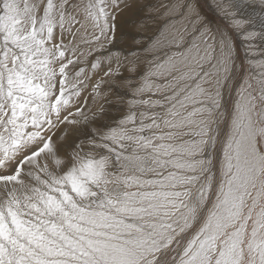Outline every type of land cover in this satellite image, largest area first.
Returning <instances> with one entry per match:
<instances>
[{"label": "snow or ice", "instance_id": "obj_1", "mask_svg": "<svg viewBox=\"0 0 264 264\" xmlns=\"http://www.w3.org/2000/svg\"><path fill=\"white\" fill-rule=\"evenodd\" d=\"M0 264H264V0H0Z\"/></svg>", "mask_w": 264, "mask_h": 264}]
</instances>
